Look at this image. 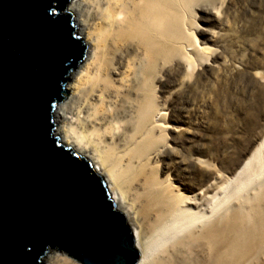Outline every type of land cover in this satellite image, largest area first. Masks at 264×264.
<instances>
[{"label": "bare ground", "instance_id": "obj_1", "mask_svg": "<svg viewBox=\"0 0 264 264\" xmlns=\"http://www.w3.org/2000/svg\"><path fill=\"white\" fill-rule=\"evenodd\" d=\"M203 1L68 4L86 59L53 112L54 135L105 180L135 235L138 264H254L264 255V144L238 174L218 176L194 196L162 177L158 163L173 126L154 85L163 61L191 64L192 53L209 50L187 29L192 7Z\"/></svg>", "mask_w": 264, "mask_h": 264}, {"label": "water", "instance_id": "obj_2", "mask_svg": "<svg viewBox=\"0 0 264 264\" xmlns=\"http://www.w3.org/2000/svg\"><path fill=\"white\" fill-rule=\"evenodd\" d=\"M71 0H0V264H138L125 215L91 161L54 135L86 46Z\"/></svg>", "mask_w": 264, "mask_h": 264}, {"label": "rangeland", "instance_id": "obj_3", "mask_svg": "<svg viewBox=\"0 0 264 264\" xmlns=\"http://www.w3.org/2000/svg\"><path fill=\"white\" fill-rule=\"evenodd\" d=\"M188 17L197 46L209 50L192 53L191 64L163 61L154 92L173 126L162 177L194 196L218 176L238 174L264 144V0H205ZM49 263L80 264L63 253L48 255Z\"/></svg>", "mask_w": 264, "mask_h": 264}]
</instances>
